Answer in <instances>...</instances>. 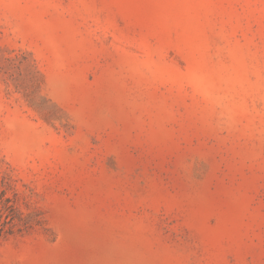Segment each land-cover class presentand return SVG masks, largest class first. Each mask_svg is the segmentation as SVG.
Returning a JSON list of instances; mask_svg holds the SVG:
<instances>
[{
    "label": "rangeland",
    "instance_id": "obj_1",
    "mask_svg": "<svg viewBox=\"0 0 264 264\" xmlns=\"http://www.w3.org/2000/svg\"><path fill=\"white\" fill-rule=\"evenodd\" d=\"M0 264H264V0H0Z\"/></svg>",
    "mask_w": 264,
    "mask_h": 264
}]
</instances>
